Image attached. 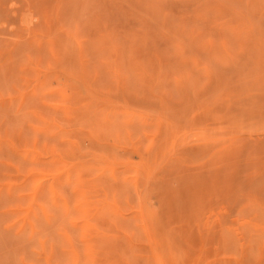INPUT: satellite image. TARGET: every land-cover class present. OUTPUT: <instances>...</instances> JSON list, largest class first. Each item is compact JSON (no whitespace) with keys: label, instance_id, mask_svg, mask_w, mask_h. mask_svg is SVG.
<instances>
[{"label":"rangeland","instance_id":"1","mask_svg":"<svg viewBox=\"0 0 264 264\" xmlns=\"http://www.w3.org/2000/svg\"><path fill=\"white\" fill-rule=\"evenodd\" d=\"M0 264H264V0H0Z\"/></svg>","mask_w":264,"mask_h":264}]
</instances>
